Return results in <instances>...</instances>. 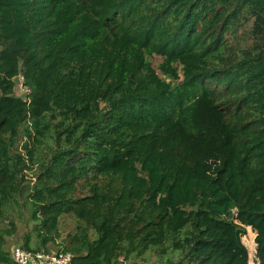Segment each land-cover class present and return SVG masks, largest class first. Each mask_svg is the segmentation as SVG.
Masks as SVG:
<instances>
[{"label":"trees","instance_id":"16d2710c","mask_svg":"<svg viewBox=\"0 0 264 264\" xmlns=\"http://www.w3.org/2000/svg\"><path fill=\"white\" fill-rule=\"evenodd\" d=\"M246 19L263 45L237 54ZM27 122L40 172L25 250L251 264V228L264 264V0H0V221L25 183ZM0 264H14L1 234Z\"/></svg>","mask_w":264,"mask_h":264},{"label":"rangeland","instance_id":"374dc122","mask_svg":"<svg viewBox=\"0 0 264 264\" xmlns=\"http://www.w3.org/2000/svg\"><path fill=\"white\" fill-rule=\"evenodd\" d=\"M252 19H246L242 21L237 33L235 36L231 37V41L233 42V49L237 54H241L244 51L251 49L255 45H263L261 39H257L256 36L252 34ZM162 58L158 56H151L149 57V62L151 63L152 67L158 71V65L161 63ZM160 75V74H159ZM14 88V94L17 97H24L26 94L25 88L22 85V81L18 78L16 79V84ZM27 129L28 134L30 137L25 134L22 135L20 140V144L18 147V152L23 155V160L26 162V167L23 169L25 183L22 186V192L18 197L15 198H6L3 202V218L0 221V234L3 236L5 241V250L9 253L12 251L14 247H22L24 239L29 237L31 240L32 245L35 244V233L33 232L34 222L31 219V203L29 201V194L31 193L33 187L36 184V176L40 172L38 168V164L29 165L26 161L25 157V147L28 148L31 146V140L35 135L34 128L32 127L30 122H27L24 125V129ZM49 134L46 133L45 139L42 141V146L38 148V159L40 163H45L48 161L49 156L52 153V143L51 139H49ZM61 224V237L64 238L65 235L71 231L74 226L73 219L65 218L62 220ZM252 231L251 228H246V234L243 236L246 239L241 238L242 243L247 249L248 253V260L249 263H257L255 259V251H254V259L249 258V251L250 247V234L249 232ZM61 238L56 240L57 244L61 242ZM42 251L46 252H55L60 250V248H55L52 245H48L46 248H40ZM159 262L158 257L154 252H149L145 254L143 257H139L132 262L131 260L127 261L128 264H157Z\"/></svg>","mask_w":264,"mask_h":264},{"label":"built area","instance_id":"2783aa9c","mask_svg":"<svg viewBox=\"0 0 264 264\" xmlns=\"http://www.w3.org/2000/svg\"><path fill=\"white\" fill-rule=\"evenodd\" d=\"M19 79L22 81L21 77ZM25 91L26 94L29 93L26 88ZM11 259L14 264H72V255L69 252L30 251L19 246L12 249ZM118 262L119 264H128L122 257L118 258Z\"/></svg>","mask_w":264,"mask_h":264}]
</instances>
